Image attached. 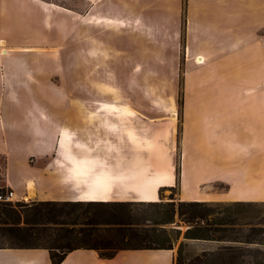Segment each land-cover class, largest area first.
I'll return each mask as SVG.
<instances>
[{"label":"rangeland","instance_id":"374dc122","mask_svg":"<svg viewBox=\"0 0 264 264\" xmlns=\"http://www.w3.org/2000/svg\"><path fill=\"white\" fill-rule=\"evenodd\" d=\"M43 1L51 3L49 10L38 0H0V43L1 38L6 39L5 45H0V56H5L0 59V95L16 94L18 103L23 106V103L32 102L30 97L34 94L45 105L51 102L52 108L82 110L84 118L77 126L79 136L87 139L89 128L93 129L97 137H107L110 143L122 145L115 148L118 155L134 154V150L129 147L124 150L127 143L122 128L127 124L115 120L114 124H119L121 129L107 124L112 122L106 118L107 109L117 106L138 110L140 116L163 122L166 127L141 126L140 131L146 138L142 155L163 161L169 154L178 172L183 163L196 172L205 168L217 177L235 175L236 164H239L236 160L240 157L238 145L244 139L239 116L242 117L246 108H264V101L255 100L261 91L248 95L256 92L257 83L264 79V68L258 66L264 63L260 53L264 48V0H125L126 10L121 7L122 0H102L104 14L144 18L149 24L152 19L153 28L143 26L146 34H138V24L134 22H131L130 33H124L122 20L91 17L86 0ZM76 10L83 11V23H96L99 29L88 26L89 30L84 26L81 30L78 28L81 35H76ZM96 12H100L99 7ZM190 17L194 21L192 33L185 31V20ZM157 22L168 27L167 32L173 31V24L178 22L179 35H161L165 30L155 25ZM242 28H252V36L244 33L245 39L251 38L253 46L247 48L250 47L252 53L249 48L235 49V34ZM186 44L191 45L190 49ZM8 45L28 46L31 50H18L22 52L14 53L12 59L8 53L3 55L1 52ZM210 46L215 52L207 51L206 47ZM199 54L204 56L203 63H198L200 56H196ZM217 58L218 62L211 69L213 72L209 73L212 60ZM208 76H213L211 83L207 82ZM205 81L210 83L209 99L203 98ZM37 83L44 84L45 91L53 92L54 96L56 93L62 99L55 100L54 104L53 99L48 101ZM251 86L255 90L246 93L244 90ZM75 92L78 97H74ZM186 108H190L192 114V123L187 125ZM95 110L100 114L99 122L106 120L103 126L93 124L96 118H92L90 112ZM174 112L175 131L171 128ZM115 113V119L128 115L122 111ZM102 114L105 118L101 119ZM72 144L76 145V142ZM247 152L246 164L253 168L252 172L264 166V151L254 147ZM2 162L0 160V178ZM218 187L227 188L217 185V190ZM157 201L165 205L152 207L147 202L144 205L137 203L135 208L144 210L147 224L162 221L158 226L166 228L173 241L174 264L181 246L186 257L221 246L218 241L186 237L187 230L196 223L191 224L179 214L182 200L178 186L162 189ZM201 201L212 204L235 202ZM7 202L20 207L18 204L37 201L16 200L13 196ZM170 202L174 206L167 205ZM244 202L252 205L237 215L243 224L236 227L245 234L249 232V226H254L256 241L264 243V202ZM214 217L216 214H211L209 219ZM250 247L251 251L247 253L251 256L247 259L254 256L262 259V253L257 251L264 247L258 243Z\"/></svg>","mask_w":264,"mask_h":264},{"label":"crops","instance_id":"0c3cea01","mask_svg":"<svg viewBox=\"0 0 264 264\" xmlns=\"http://www.w3.org/2000/svg\"><path fill=\"white\" fill-rule=\"evenodd\" d=\"M38 1L49 10L51 3L43 0ZM86 2L89 11L88 15L91 17L122 20L124 33H130L131 22L138 24H136L138 26L136 28L138 34L147 33L143 30L145 25L153 28L152 19L149 24L145 21L146 19L143 20L144 18L130 19L125 16H111L104 14L102 0H86ZM121 3L122 9H128V5L124 7L126 5L125 0H122ZM98 7L100 12H96ZM74 12L76 35H81L77 31L84 26L89 30L88 26L91 29H99L96 23H83V11L76 10ZM186 20L185 31H195L192 18H186ZM241 24L244 27L245 24L243 22ZM155 25L160 26V28L163 27L165 30L161 31V35H179L178 22L173 24L175 28L171 32H167L168 27L159 24V22L155 23ZM152 32L150 31L149 33ZM244 33H251L252 36V28H242L238 34H235L237 38L235 43L237 48L235 49L247 50L249 48V52L252 53V49L250 47L247 48V46H253L251 38L245 39ZM1 39L0 45L4 46L6 39ZM186 47L190 49L191 45L186 44ZM94 49L96 47L90 50ZM206 49L207 51L212 50V52H215L211 46L206 47ZM18 50L30 51L31 48H28V46H18L16 48L13 45H8V48H2L1 52L3 55L8 53L11 57L14 53L22 52ZM259 51L260 49L258 48L257 52L259 53ZM260 53L264 56V48ZM198 56H200L199 59L202 58V62L198 63H203L205 60L204 56L199 54L196 58ZM4 57L0 56V59H4ZM218 58L212 60L209 66V73L213 72L211 69L218 62ZM7 61L10 63L9 59ZM258 66L264 68V63ZM32 78L34 79V76H31ZM212 80L213 76H208L207 82L211 83ZM36 82L40 81L36 80ZM207 82L205 81L204 85L206 90V93L203 94L204 99L210 98V83ZM38 85L41 86L44 97L48 101L53 99L54 104L55 100L60 99L56 93V96H54L52 95L53 92L45 91L44 84ZM253 90L255 88L251 86L244 91L248 93ZM257 90L261 92L260 97L257 95L255 100L264 101V79L257 83L256 92L248 95L257 93ZM31 95L30 99L32 102L23 103V106L18 103V98L15 97L16 94L0 95V160L3 161L2 177L0 178L2 185L0 187L12 190L16 200L29 197L30 200L37 202H149L160 199L161 189L178 186L180 189V200L182 201L264 202V166L252 172L253 168L246 164L248 159L247 150L249 148L259 147L260 151H264L263 107L246 108L242 117L239 116L238 122L244 139L241 136L242 142L238 145L237 153L240 157L236 160L239 162L235 167L236 173L235 175L228 176V174H224L217 177L209 173L205 168L196 172V170L183 163H181L178 172L169 154H166L167 156L163 161H160L157 157L149 158L142 155L141 148L146 144V138L144 133L142 134L140 131L141 126L145 128L149 124L154 125L155 128L157 125L161 126L162 129L166 127L164 128L163 122H156L153 118L140 116L138 110H131L128 107L119 109L117 106L115 109L112 107L107 109L106 118L112 121L107 124L116 127V129H121L122 127L119 124H114L115 120L127 124V127L123 126L122 128L124 140L127 143V145L124 144V150L128 147L130 150H134V154L129 152V154L118 155L115 152V148L122 145L114 142L110 143L107 137H97L93 133V129L89 128L87 139L79 136L77 126L78 121L82 117L84 118L82 110L72 108L69 111L67 109L63 110V108H52L50 106L51 102L45 105L36 95ZM76 96L78 97L77 92L74 93V97ZM6 100L9 101L6 102ZM115 111H122L128 115H123V119H115ZM173 114L171 115L173 123L171 128L175 131L176 119L172 118ZM91 115L92 118H96L93 124L96 123L98 126L99 124L103 126L106 123L105 119L104 122L98 121L100 114L96 110L91 111ZM185 116H187L186 125L188 122L192 123L190 108L185 109ZM102 118H105L103 114ZM135 126L138 127L134 129ZM166 126L168 127V125ZM138 129L139 131H136ZM75 142L76 145L72 144ZM217 185H224L227 188L218 187L219 189L217 190ZM175 255L172 249H142L121 250L112 258H105L100 256L96 250L76 249L69 252L60 264H174ZM0 264L54 263L51 260L50 251L43 247H3L0 248Z\"/></svg>","mask_w":264,"mask_h":264},{"label":"trees","instance_id":"16d2710c","mask_svg":"<svg viewBox=\"0 0 264 264\" xmlns=\"http://www.w3.org/2000/svg\"><path fill=\"white\" fill-rule=\"evenodd\" d=\"M6 191V187H0V193ZM137 203L147 202L39 201L18 207L0 201V248L43 247L50 251L54 264H60L76 249L96 250L105 258H112L121 250L172 249L173 241L167 229L158 226L162 221L145 223L147 216L144 210L135 208ZM148 203L152 207L165 205L159 201ZM251 205L244 201L226 204L180 201V216L191 224L196 223L187 230L186 237L218 241L221 246L191 257L185 256L181 246L176 264H264V249L257 251L262 253V259L258 256L247 259L251 256L247 253L250 246L258 243L264 247L254 237L257 229L251 225L249 232L242 234V229L236 227L243 224L237 215ZM222 213L225 214L221 216ZM211 214L216 217L209 219Z\"/></svg>","mask_w":264,"mask_h":264},{"label":"built area","instance_id":"2783aa9c","mask_svg":"<svg viewBox=\"0 0 264 264\" xmlns=\"http://www.w3.org/2000/svg\"><path fill=\"white\" fill-rule=\"evenodd\" d=\"M14 196V192L12 190H8L5 193H0V201H10Z\"/></svg>","mask_w":264,"mask_h":264},{"label":"bare ground","instance_id":"6f19581e","mask_svg":"<svg viewBox=\"0 0 264 264\" xmlns=\"http://www.w3.org/2000/svg\"><path fill=\"white\" fill-rule=\"evenodd\" d=\"M2 44H4V43L2 42ZM4 53H5V52H4ZM199 62H202V58L199 59ZM172 118L175 119V118H176V114H173ZM26 199H29V197H26Z\"/></svg>","mask_w":264,"mask_h":264}]
</instances>
